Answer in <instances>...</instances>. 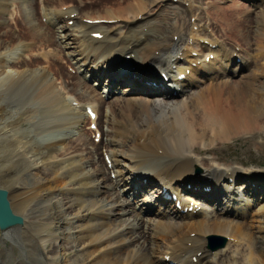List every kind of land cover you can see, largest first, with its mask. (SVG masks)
I'll return each instance as SVG.
<instances>
[{"label": "bare ground", "instance_id": "obj_1", "mask_svg": "<svg viewBox=\"0 0 264 264\" xmlns=\"http://www.w3.org/2000/svg\"><path fill=\"white\" fill-rule=\"evenodd\" d=\"M105 1L95 0L92 7L78 3L73 10L71 3L63 6L64 0H0V189L8 191L14 213L23 218L3 231L0 264H264V236L252 233V222L220 220L215 209L211 213L217 220L195 218L196 211L182 212L176 205L184 209L202 201L243 217L264 197V172L220 169L202 155L215 154L218 142L238 135L254 139L264 128V80L259 76L264 67L236 79L253 63L246 58L251 57L248 46L264 54V10L257 16L239 2L212 3L210 24H218L223 37L242 41L247 61L237 62L233 51L219 45L204 69H212L213 76L199 83L194 82L198 68L189 80L178 78L186 66L173 73L175 64H183L180 48L189 27H177L172 19L179 20L180 12L174 6L166 9L168 0H127L115 11L101 10ZM184 13L189 15L188 9ZM221 57L228 65L242 64L226 69L227 77L215 69ZM64 60L67 69L60 63ZM71 67L76 69L70 74ZM91 78L103 85L102 92L88 84ZM193 85L198 89L188 100H167ZM117 91L121 97L107 100ZM104 120L107 134L101 128ZM86 123L96 124V130L86 134ZM59 129L83 133L67 141L53 135ZM98 132L102 143L105 136L109 142L103 146L116 172L114 181L109 176L107 181L110 169L95 159L98 149L103 152L101 145L87 136ZM87 145L91 150L85 158L68 156ZM197 165L207 166L204 171L199 166V174ZM58 186L66 193L57 197L51 191ZM116 186L132 199H125L121 189L112 194L106 189ZM244 194L249 198L242 204ZM258 208L264 218V205ZM122 214L138 223L118 219ZM56 221L65 226L61 234L54 231ZM257 228L264 231V223ZM211 232L236 244L213 253L206 246ZM59 238L72 244L63 247L64 253L52 244ZM241 242L245 248L240 249Z\"/></svg>", "mask_w": 264, "mask_h": 264}, {"label": "rangeland", "instance_id": "obj_2", "mask_svg": "<svg viewBox=\"0 0 264 264\" xmlns=\"http://www.w3.org/2000/svg\"><path fill=\"white\" fill-rule=\"evenodd\" d=\"M168 2H170V3H167V5L165 7L166 9H168V8L169 9H173V6H174V8L176 7L178 13L180 12L179 13L180 14L179 15V17H180L179 20H178V17L175 16L176 14H174V16L176 17L174 19H172L173 15H171V19L177 23V25H178L177 27H180L181 30L183 28L189 27L188 28V34H186V36H185L187 38V43L185 45H183V47L181 46V48H180L181 49L180 50V54L182 53L181 56L183 58L182 59L183 64H181V65H179L180 63L175 64L174 65V69H173L175 72H173V73L176 74L181 69L184 70V67L186 66L187 68H186V70H184L185 71L184 73L187 75L188 80H189L191 78L192 73H193L192 72L193 68H196V69L198 68V69H200V72H199V74H196V73L194 74L195 75L194 82H199V83L203 82L202 80L205 77H208L210 75L213 76V72L214 71L212 72V69H211V71L208 70V69H206L207 70L206 71L204 69L207 67L206 65L210 66L209 61L212 62V60H214L213 57H214L215 54L213 52L214 51L213 49L219 48V45H220V49H221V47H223L226 52H230L231 53L233 51V58L236 59L237 62L243 60L242 61V63H243V62L247 61V59L248 60L251 59L253 61V63H251V66L249 67V69H246L245 72H243L241 75H237V77H236L237 80H241L242 79L241 77H243V76L246 78L250 71L254 72V71H256V69L264 67L263 66L264 65V60L262 59L264 54L262 53L263 55H261V51H258V49H257V47L255 45L252 46V44H251V47L248 46L251 49V51L249 53L251 57L248 58V56H246V58H247L246 59L244 57V52L248 48L246 46H243L244 43L242 41H237V39H230L226 35H225V37H223L222 35L224 33L221 32L222 29L218 28V24L216 26H215V24L214 25L210 24V21H211V19L213 21V18L210 19V17H212V16L209 14V12L212 11V9H211L212 6L211 5H213L212 4L213 2H215L217 4H221V6H228V5L233 4L235 2H239L246 9L250 8L254 12L253 15H257L258 16V13L261 12L262 10H264L263 9L264 0L261 3L258 2V0H204V1H201V0H168ZM63 3H66L63 6H69L70 5L69 3H71L72 7L70 6L69 7L70 9H73V5H74V9H76L75 6L78 3L79 4H81V3L83 4L84 3V5L91 6V7L96 5L95 4V0H64ZM257 3L261 4L260 7L256 6ZM125 6H127V0H107V1H105V3L104 2L101 3V6H100L101 8L100 9L104 10V9H109L110 8V10H114L115 11V10H119V9L125 7ZM14 8H16V7H14ZM79 9H80V6H79ZM185 9H188V14L189 15H187V16L184 13ZM181 11H182V14H181ZM39 12H40V9H39ZM202 12H205L204 13L206 15L205 17H203V13ZM199 14H200V16H198ZM13 16H16V14H13ZM39 17H40V15H39ZM123 17H127V16H123ZM252 17L253 16H251L249 18V19H251V21H252ZM78 18H80V17H78ZM183 18H185V19H183ZM81 19H82L83 22H86V20H84L85 18L81 17ZM7 20L9 21V19H6L5 22H8ZM254 25H256V22L252 26H254ZM213 27H216L215 28L216 30L215 29L213 30ZM204 30H206V31H204ZM26 39H29V38H26ZM177 39H178V35H174V40H177ZM245 48H246V50H245ZM177 49H179V48H177ZM211 50H212V52H211ZM21 58H23V57H21ZM68 58H69V56H68ZM244 58H245V60H244ZM65 60L60 62L63 67H66V64H67V62ZM219 60L220 61H218L217 64H215V66H216L215 69H216V71L218 70V72L220 74H223V75H226V76H227V74L229 72L226 69L232 68L233 70H238L239 66L242 64L241 63L239 65L237 63H233V65L232 64L228 65L227 59L226 60H225V58L222 59V57ZM64 62H66V64ZM75 64L76 63L73 62V65H75ZM256 66L258 68H256ZM75 67H76V65H75ZM178 67H181V69L177 71ZM66 69H67V67H66ZM75 69L76 68L71 67V69L69 70V73L70 74L73 73L72 71H75ZM72 75H74V74H72ZM259 76H261L260 78L262 80H264V68H263V70H259ZM63 79L64 78L60 77L59 83H58L59 87H62V84H61L60 81L63 82ZM84 79H85V77H83V80ZM95 81H97V80H95V78H91V79L88 80V84L91 87L97 88L98 91L102 92L104 90L103 85L98 84L99 82L95 83ZM65 84L67 86H70L68 81H66ZM174 86H177V85H174ZM197 89H198L197 85H193V86L187 88V90L184 91L182 94L175 95L173 97L174 99L173 98H167V100L171 99V101H176V100L186 101V100H188L191 97V94ZM82 90L85 91L86 88H84ZM71 92H73V91H71ZM86 93L88 94V91H86ZM121 95L122 94L119 93V91H117V93H115L113 95L111 94V95L107 96L106 98L110 102H113L115 98H119V96L121 97ZM156 96H157L156 97L157 99H160V100L163 99V95H156ZM68 97H69V99L71 101L73 99V101H72L73 103L75 102V104H77V101L74 100V98H73L74 95L69 94ZM11 105L13 106V105H16V104L12 103ZM87 123L85 124V128H82V130L86 134L88 133L87 129H89V128H91V130H94V131L96 130V129H92L91 125H88ZM103 123H102L103 127H101V128L107 134V133H109V127H108L109 125H107V123L105 124V120H104ZM74 131H76V130H74ZM76 132L77 133H75V134L74 133L71 134L69 130L67 131L66 129H59L56 132H54L53 135H57L58 134V135H60L59 137H64V138H67V141H71L73 139H77L83 133V132H78V131H76ZM256 132H258V136H256V138L254 137V139L253 138L252 139L249 138V139L246 140V138L250 137V134H244V136L243 135H238L236 137H233L229 141H225V142H221V143L218 142L217 143L218 146H216V144H215V146H216V150L214 152L215 154L210 153V152L203 153L204 150H203L202 147H199L200 148V152L203 153L202 155L205 157V160L209 161L210 164H213L214 166L215 165L217 167L219 166L220 169L230 168V169L238 170L239 172H247L248 170L249 171L257 170V171H261L263 173L264 172V148H263L264 147V137H263L264 128H261L260 130H256ZM99 133H101V132H98L96 134V137H95L94 133H92V135L90 137H89V135H87V136H88V139H89L90 142H94L95 144H100L101 145L100 147H102V150H103L104 153L101 152L98 149V153H96L97 155L95 156V159L99 158L110 169V173H108V172L106 173L107 181H108L109 178H110V181L111 180L114 181L115 177H116V172H114L112 170L113 167H112V162H111L110 156H109V154L107 152H105V147L103 146V145L108 144L109 142H107L108 141L107 140V136H105L104 140H103V143H102L101 142L102 139H101V136H99ZM49 135L46 136V137H51V134H49ZM123 138L126 139L125 137H123ZM127 143H130V142H127ZM258 146H259V148H257ZM203 147H205V146H203ZM89 150H91V149H89L88 145H87L85 151L81 150V151H76L74 153L73 152H68V153H70V154H68V156L69 157H73V158H77V157L85 158L86 155H88ZM116 150L121 155V152L123 150V145L122 144L121 145L118 144V146H116ZM63 151H64V147H63V150H61L59 152L61 153ZM94 152H95V150H94ZM192 154H193L192 156L194 158H196V159H199V158L201 159V157H202V155H200V154H198V155L194 154V153H192ZM58 159H62V156L58 157ZM122 159H124V158L122 157ZM123 163H126V159L123 160ZM199 166L204 171L205 170V166H207V165H197L196 166L197 167L196 172L200 174V171H198L199 168H200ZM111 172H113V173H111ZM26 176H28V175L25 174V177ZM108 176H109V178H108ZM231 181H232V179H230V182ZM113 184H115V183L113 182ZM60 187L61 186L54 187L53 190L51 191V193L55 194L57 197L58 196H62L63 194H65L66 192H61L60 191V189H61ZM106 189L111 194L113 192H117L119 189H121V193L123 194V197L125 199H129V200L132 199V196L130 197L128 195L129 193H127V192L123 193V188L121 186H116L115 190L112 187H107ZM237 191H239V190H237ZM9 193H10V191H9ZM243 196H244L243 199L245 201L242 204H244L246 202L247 198H249L248 195H247V197L245 196V194ZM261 200H259L257 203L255 202L254 205L252 206V209L249 210V212L246 213L245 216H243V217L232 216L230 211H228L229 213L226 212V211L223 212L224 209H223L222 205L220 206V205L216 204V207H215L214 204H212V205L211 204H206L207 202L204 203L202 201H201L202 204H200V202H198V203L192 202L190 207L192 208L193 206H195V209L193 211H196L195 215L198 213L195 216V218H203V216H204L205 218H209V220H217L216 217H214L212 215V213H211L212 209L213 210L215 209L216 212L219 215L221 214L219 216L220 220H224V218H225L227 220H233L234 219L233 221H239L241 223H251L252 222L253 225H254V228H255V229L253 228L252 233L256 237H258V236H264V231H262V230L259 231V229L257 228L259 225H263V223H264V220H263L264 218H259V217H263V216H258L259 212L257 211L259 209L258 207H260V205H264V197ZM60 201L64 202L63 200H60ZM119 201H121V200H119ZM260 201H261V203H259ZM177 206H178V208L180 207L179 209L182 212L184 211V209L185 210L187 209V206L184 209H182L181 204H177ZM217 207L219 208V210L217 209ZM125 208H126L125 205H122V209H125ZM222 209H223V211H221ZM239 209H240V211H244V206H240ZM137 211H139L142 215H146L145 214V210L140 211L139 208L137 207ZM123 215L124 214H122L121 218H118V219H120V220L129 219L130 221H134V223H138L137 221H135L132 218L131 214H127V215H125V217H123ZM152 215L153 214H149V216H146V217L149 219L150 217H152ZM126 216H128V217H126ZM259 219H261V220H259ZM70 220L74 221L73 219H70ZM61 222H57L56 221L55 224H54V226H55L54 227V231H56L57 234H61L60 229L62 230V229L65 228V226H60V224H62ZM56 225H58V226H56ZM74 231H75V229H71L70 232L75 234L76 232H74ZM212 234L220 235V236H223V237H225V236L222 235V234L216 233V232H211V233H209L206 236V246L211 252L214 253V252H216L218 250H213L211 248L210 241L208 239V236L212 235ZM2 238H3V232L0 229V246H1ZM225 238H226V245H225L226 248L229 247V246H232L233 244H236V243H234V241H235L234 238H230V237H227V236ZM159 240L161 241V239H159ZM221 241H222L221 239L214 240L213 244L216 245V244L220 243ZM6 243H7V245H9L11 243V241L8 240ZM52 244L56 245V247L58 248L57 250L60 253H64V251L62 250L64 246H66V249H67V248L71 247V245H72L70 243V241H65V240H62L60 238L57 239V241L53 240ZM240 246H239L240 249L245 248V243L241 242ZM72 250H75V249H72ZM225 252L226 251H223L222 255H224ZM73 255H74L73 252H71L69 254V256L66 258L68 260V262L73 259ZM234 259H235V257H234ZM193 260L196 261L195 259H193Z\"/></svg>", "mask_w": 264, "mask_h": 264}, {"label": "water", "instance_id": "obj_3", "mask_svg": "<svg viewBox=\"0 0 264 264\" xmlns=\"http://www.w3.org/2000/svg\"><path fill=\"white\" fill-rule=\"evenodd\" d=\"M23 221V218L15 214L9 197H8V191L5 189H0V229L3 232L4 230L8 229L11 226L21 224ZM222 239V241L214 246L212 248L214 250L220 249L225 246L226 244V239L223 237H219L217 235H210L209 239L210 240H215V239Z\"/></svg>", "mask_w": 264, "mask_h": 264}]
</instances>
